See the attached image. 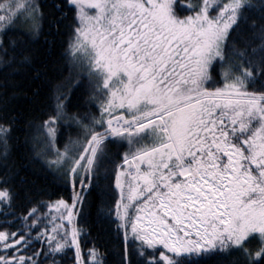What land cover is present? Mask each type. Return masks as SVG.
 <instances>
[{
	"label": "snow or ice",
	"instance_id": "snow-or-ice-1",
	"mask_svg": "<svg viewBox=\"0 0 264 264\" xmlns=\"http://www.w3.org/2000/svg\"><path fill=\"white\" fill-rule=\"evenodd\" d=\"M0 264H264V0H0Z\"/></svg>",
	"mask_w": 264,
	"mask_h": 264
}]
</instances>
